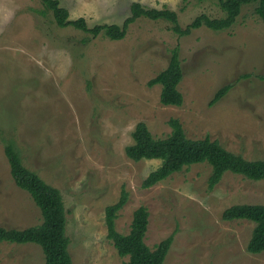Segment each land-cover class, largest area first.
<instances>
[{"label": "rangeland", "instance_id": "374dc122", "mask_svg": "<svg viewBox=\"0 0 264 264\" xmlns=\"http://www.w3.org/2000/svg\"><path fill=\"white\" fill-rule=\"evenodd\" d=\"M58 1L70 20L83 18L89 27L121 26L134 2L175 12L181 28L201 14L222 15L212 0ZM254 10L242 7L230 30L200 28L185 37L167 22L140 18L123 40L110 41L58 28L39 0H0V226L22 230L42 220L10 177L3 140H12L24 166L61 193L72 264L127 261L104 222L105 207L122 188L128 200L117 232L127 234L133 212L144 206L150 249L174 235L164 264H264V252L246 251L254 224L221 217L233 205H264V181L226 173L209 190L211 168L196 164L143 189L160 161L134 162L123 150L137 123L164 138L168 121L177 119L190 139L208 136L247 160H264V24ZM175 48L183 74L178 108L162 106L160 86L146 85ZM223 85L230 90L210 106ZM0 264L44 258L37 245L1 243Z\"/></svg>", "mask_w": 264, "mask_h": 264}, {"label": "trees", "instance_id": "16d2710c", "mask_svg": "<svg viewBox=\"0 0 264 264\" xmlns=\"http://www.w3.org/2000/svg\"><path fill=\"white\" fill-rule=\"evenodd\" d=\"M45 12H49L58 28H73L88 34L91 38L102 36L110 41L123 40L131 24L140 18L151 21H164L170 24V31L179 37L190 35L193 30L206 28L213 32L227 31L235 24L242 7L255 5V14L264 24V0H212L221 12L219 18L206 14L197 16L185 28L178 23L177 14L166 8L149 9L139 3L130 5V16L121 26L101 24L89 27L83 18L69 19L68 11L60 6L58 0H39ZM83 40V43H87ZM183 74L178 49L171 51L168 64L146 85L148 88L160 86L159 102L165 107H181L183 96L178 90ZM231 85H223L214 94L210 106L221 100ZM171 132L164 138H154L143 122L135 125L131 132L132 143L124 147L128 159L134 162L158 160L160 165L150 172L141 183L148 189L196 164H207L211 173L207 180L212 190L226 173L240 175L250 181H264V160H247L223 148L217 140L208 136L202 139H190L185 135L177 119H170ZM3 154L9 166V174L14 184L28 193L39 209L42 220L39 225L18 230L0 226V244H34L40 247L44 264H72L69 254V239L66 236V211L61 193L47 184L35 172L26 168L22 162L18 147L12 140H3ZM128 200V193L121 189L118 200L105 207L104 222L109 241L112 242L120 258H127L122 264H164L166 255L173 242L171 234L153 249L145 244L149 213L144 206L138 207L132 214L127 234L117 232L115 221L118 213ZM224 221L246 220L254 227L248 240L246 251L249 254L264 252V205L240 204L225 209L221 215Z\"/></svg>", "mask_w": 264, "mask_h": 264}]
</instances>
